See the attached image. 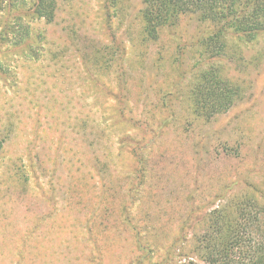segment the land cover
Segmentation results:
<instances>
[{
	"label": "rangeland",
	"instance_id": "rangeland-1",
	"mask_svg": "<svg viewBox=\"0 0 264 264\" xmlns=\"http://www.w3.org/2000/svg\"><path fill=\"white\" fill-rule=\"evenodd\" d=\"M109 5L110 0L61 2L52 23H32L30 48L37 50L38 59L12 51H5L6 55L0 52V65L10 68L7 78L0 75V122L8 118L18 126L0 148V180L6 163L23 156L33 139L35 150L45 161L55 159L57 153L68 162L71 171L61 184L56 181V173L50 179H39L38 185L47 193V182L54 180L57 186L51 187L49 193H74V201L81 208L96 209L110 201L112 208L122 213L121 217L140 228L131 264H149V260H158L166 254L164 244L175 228L178 232L183 220L190 219L192 213L197 218L202 206L215 196L241 190L237 187L239 181L261 186L256 195L264 194V32L247 44L230 35L228 38L235 46L225 54L224 51L212 54L197 45L213 25L184 15L171 27L163 28L160 38L149 40L152 44L140 46L135 15L143 6L142 0L118 1L116 9ZM112 45L118 46L115 50L122 53L119 55L117 51L115 56L122 57L124 72L119 79L126 97L122 104L117 102L108 109L109 117L103 116V123L98 126L93 117L104 111L107 102L114 103L100 85L105 84L108 93L116 95L117 91L108 83L110 78H103V83L97 76L100 85L97 84L75 50L92 51ZM1 50L21 48L4 45ZM54 54L56 59L52 60ZM214 66L220 67L223 76L241 84V96L228 112L208 118L203 114L205 106L197 104L189 92L196 73ZM111 83L115 84V80ZM83 133L91 137L99 133L96 148L102 149L85 152L79 139H85ZM106 142L117 144V155L105 151L101 144ZM94 167L101 174L99 184L95 181ZM40 193L34 200L20 199L26 207L31 206L30 217L54 211ZM158 194L157 205L154 200ZM94 199L96 205L91 206ZM18 200L3 205L0 199V218L4 216V208L11 205L7 212L17 213L11 219L13 224L18 223L25 205L21 206ZM56 200L62 209L64 200L60 197ZM153 204L164 206L163 212H156ZM210 207L204 206L203 211ZM152 209L164 223L163 230L152 227L154 222L159 223ZM64 212L53 219L66 222L81 219L80 214ZM145 225L153 229L148 237H144ZM52 229L48 233L54 244L70 243L72 251L67 254L78 255L77 262L72 260L68 264H85L79 256L88 245L79 241V228ZM191 231L192 228L188 229L190 235ZM7 238L0 232V264H11V256L6 254ZM84 257L97 258L94 249ZM116 261L126 264L122 259ZM53 264L65 263L60 260Z\"/></svg>",
	"mask_w": 264,
	"mask_h": 264
},
{
	"label": "trees",
	"instance_id": "trees-1",
	"mask_svg": "<svg viewBox=\"0 0 264 264\" xmlns=\"http://www.w3.org/2000/svg\"><path fill=\"white\" fill-rule=\"evenodd\" d=\"M66 1L70 0H0V52L5 54V51H12L29 59H31L30 56L38 59L37 50L30 48L33 43L32 23L35 21L52 23L56 18L59 4ZM110 1L109 6L115 9L118 1L121 2V0ZM142 3L143 6L135 15V20L139 24L136 35L140 46L152 44L149 40L160 38L163 28L171 27L184 15L194 16L199 22H208L213 25V29L200 40V45H197L212 54H222L223 51L225 54L231 46H235L228 38L230 35L237 36L240 41L247 44L252 43L261 32H264V0H142ZM4 45H8V48L20 47L21 50H1ZM114 47L115 45L105 46L103 48L105 50L102 48H96V50L94 48L92 51L82 50L84 55L81 51L75 50L79 53L86 70L94 76V81L98 82L97 76L103 83L105 77L115 80V84H112L109 79L108 83L115 88L116 95L106 92L103 87L105 84L97 83L108 97L114 99V103L107 102L104 111L98 117L91 116L98 121V126L103 123V116L109 117L108 109L117 102L122 104L126 97L122 80L119 79L124 72L122 57L115 56L117 51L119 55L122 53L121 50H115L118 46ZM84 56L88 59H84ZM51 59L55 60L56 55H51ZM89 67H93V70ZM9 69L8 65L7 67L0 65V75L7 78ZM240 87V83L223 76L220 67L214 66L211 70L196 73L189 94L197 104L205 106L203 114L212 118L219 113L225 114L236 104L238 96H241ZM17 127L8 118L7 121L4 119L0 122V148L4 147L8 135ZM83 135L88 144L85 139L80 137L79 139L85 152L96 153L97 150L102 149V147L96 148L99 133H96L94 137L86 133ZM33 142V139L29 141L23 156H17L15 161L6 163L3 179L0 180V199L3 200V204L7 205L18 198L32 197L33 194L38 197L41 192L40 194L43 193L44 198L46 197L47 202L53 207L54 211H51L53 213L60 207V202L56 200L60 197L62 201L64 200L62 209L75 215L80 214L81 219L78 221L85 225V239L92 252L94 249L95 256L108 255L110 251L108 247H110L112 252L115 251L112 254L116 255V258L131 264L137 251L140 228L129 222L126 217H121L122 213L118 214L117 210L112 208L110 201L96 209L81 208L80 203L74 201L76 198L74 193L68 194L65 191H61L62 195H55L60 191L49 193L51 187L57 186L54 180L47 182L49 190L46 193L44 187L41 184L38 185L39 179H50L57 173L56 181H60L58 183L61 184L62 179L68 178L71 171L68 162L58 157L57 153L55 159H46L50 162L48 164L35 150L37 146ZM101 145H104L105 151L113 155L119 152L117 144L106 142ZM114 166L118 168L117 165ZM114 166L111 167L115 168ZM63 171H65L64 175ZM113 172L116 173L115 170ZM94 173L97 177L96 184H99L102 178L95 167ZM109 175L112 177V171H109ZM239 186L241 190L233 189L232 193L215 196L204 204L202 207L209 205L210 210L204 212L202 208L197 218L193 216L195 213H192L189 215L190 219L183 220L178 232L175 228L173 236L165 242L166 254L158 260L152 259L147 263L264 264V200L261 201L259 198H264V194L256 195L261 188V186L256 187V184L253 186L239 181L237 187ZM158 196L159 194L154 200L157 205L159 204ZM95 205L96 199L91 206ZM153 206L156 212L162 213L164 210V206L154 204ZM152 213L156 215L159 222L156 224L154 222L152 227L163 230L164 223L153 209ZM191 221H194V224H189ZM190 228H192L191 235L188 232ZM143 229L144 237H148V232L153 230L147 225ZM145 244L148 245V240Z\"/></svg>",
	"mask_w": 264,
	"mask_h": 264
},
{
	"label": "crops",
	"instance_id": "crops-1",
	"mask_svg": "<svg viewBox=\"0 0 264 264\" xmlns=\"http://www.w3.org/2000/svg\"><path fill=\"white\" fill-rule=\"evenodd\" d=\"M35 195L33 194L32 198H24L26 199H35ZM21 202H24V200H21ZM20 199L17 201L20 205L25 204L21 203ZM14 202L12 203V205ZM4 205V204H3ZM21 205V206H22ZM13 206L5 207L4 208V216L0 218V232L3 233L4 237H8V243H9V249L6 251V254H10L11 258L9 260V263L16 264L17 262L19 264H27L29 261L33 264H50L54 263V261H60L62 260L65 264L70 263L72 260L74 262H77L78 255L73 254L70 257V253L72 249H70V243L67 245H58L54 244V238L51 236L49 231L52 232V227L61 228L64 231H68L71 228L77 227L79 230H77L78 236L80 235L81 240H79L82 243H85L88 246H86V250L84 249L79 259L82 257V260L85 264H116V255H113L112 253L115 252L111 250L110 247H108V255L99 256L97 255V259L89 260L90 258H85V255L92 254V249L89 246V243L85 239V225L82 222H79L78 219H72L71 222L63 221L62 219H53V217L62 215V213H65L63 209L58 208L55 212H47V214L44 215H37L33 214L32 217H30L29 213H33L30 207H26V204L22 206V212L20 213V218L18 223H12L11 216L17 215V213L9 214L7 210L9 211L10 208ZM28 215V216H27ZM39 216V217H38ZM16 217V216H15ZM31 218V219H30ZM42 232L45 233V239L42 238ZM10 235H12L13 239H10ZM77 236V239H78ZM62 240V239H61ZM44 244V247L41 244ZM45 247H48V249H45ZM114 248V247H112ZM39 256V263L37 262V257ZM25 260L27 262L25 263Z\"/></svg>",
	"mask_w": 264,
	"mask_h": 264
}]
</instances>
